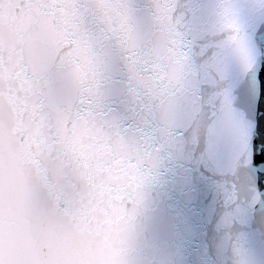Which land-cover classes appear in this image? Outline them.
I'll return each instance as SVG.
<instances>
[{"label":"snow or ice","instance_id":"snow-or-ice-1","mask_svg":"<svg viewBox=\"0 0 264 264\" xmlns=\"http://www.w3.org/2000/svg\"><path fill=\"white\" fill-rule=\"evenodd\" d=\"M0 264H264V0H0Z\"/></svg>","mask_w":264,"mask_h":264}]
</instances>
